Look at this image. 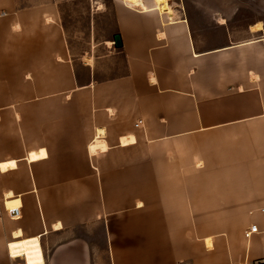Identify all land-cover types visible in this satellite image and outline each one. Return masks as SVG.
I'll use <instances>...</instances> for the list:
<instances>
[{"label": "crops", "instance_id": "0c3cea01", "mask_svg": "<svg viewBox=\"0 0 264 264\" xmlns=\"http://www.w3.org/2000/svg\"><path fill=\"white\" fill-rule=\"evenodd\" d=\"M114 1L126 72L98 79L53 11L0 0V264L15 232L43 264L264 261L262 23L199 50L179 0Z\"/></svg>", "mask_w": 264, "mask_h": 264}, {"label": "rangeland", "instance_id": "374dc122", "mask_svg": "<svg viewBox=\"0 0 264 264\" xmlns=\"http://www.w3.org/2000/svg\"><path fill=\"white\" fill-rule=\"evenodd\" d=\"M114 2V0H19V9L22 11L34 7L36 11H43L45 7L47 11H53L64 26L68 58L76 68L87 71L85 69L87 58H91L98 79H112L126 72L123 56L108 45L111 41L113 43L114 35L118 34ZM178 5L189 18L199 50L229 42L230 35L234 33L242 34L243 39H249L251 36L246 35L247 29L255 23H262L264 28V0H179ZM220 19L225 20L224 25L218 23ZM217 143L210 142L211 146L205 148L207 152L219 153L222 148L230 154L242 149L235 146V142L227 147L218 146ZM196 150L202 153L203 148L199 147ZM204 181L199 185L203 186L208 182L213 185L216 182ZM242 181L245 184V180ZM221 182L224 183V180ZM204 229L210 231L212 235H218L221 230L219 226ZM195 230L198 235L199 228L196 227ZM247 230L248 228L245 229L244 235ZM14 261L15 264L22 263L20 260Z\"/></svg>", "mask_w": 264, "mask_h": 264}, {"label": "bare ground", "instance_id": "6f19581e", "mask_svg": "<svg viewBox=\"0 0 264 264\" xmlns=\"http://www.w3.org/2000/svg\"><path fill=\"white\" fill-rule=\"evenodd\" d=\"M163 1L166 0H153L152 8H156ZM102 8V7H101ZM47 23H51L52 20L50 18L46 19ZM221 24H224L225 21L220 20ZM262 25H258L253 28V30H261ZM159 38H163V35H159ZM110 47L113 46L112 41L108 43ZM87 64L90 66L93 64V60L91 58H87ZM207 249H212L213 245L210 239H206L205 241ZM7 252L11 258L17 259L21 258V264H43V255L40 246V242L38 238L26 239L21 237L20 232H15L14 240L7 244Z\"/></svg>", "mask_w": 264, "mask_h": 264}, {"label": "built area", "instance_id": "2783aa9c", "mask_svg": "<svg viewBox=\"0 0 264 264\" xmlns=\"http://www.w3.org/2000/svg\"><path fill=\"white\" fill-rule=\"evenodd\" d=\"M141 122L136 124V127H139ZM258 233V227L257 226H251L246 232H245V238L250 239L253 235ZM179 264H189V263H184L181 262ZM256 264H264V261H258Z\"/></svg>", "mask_w": 264, "mask_h": 264}, {"label": "water", "instance_id": "95a60500", "mask_svg": "<svg viewBox=\"0 0 264 264\" xmlns=\"http://www.w3.org/2000/svg\"><path fill=\"white\" fill-rule=\"evenodd\" d=\"M113 43H114V47L116 49H121L123 47L122 38H121L120 34L114 35Z\"/></svg>", "mask_w": 264, "mask_h": 264}]
</instances>
